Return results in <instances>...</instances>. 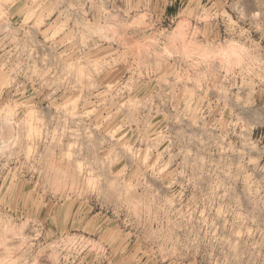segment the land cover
<instances>
[{
    "label": "rangeland",
    "instance_id": "rangeland-1",
    "mask_svg": "<svg viewBox=\"0 0 264 264\" xmlns=\"http://www.w3.org/2000/svg\"><path fill=\"white\" fill-rule=\"evenodd\" d=\"M179 3L153 0V8L163 19ZM31 5L0 8L4 51L16 36L28 49L27 64L47 73L29 84L35 111L21 125L32 157L26 164L22 155L0 174L9 192V169H20L10 195L21 209L35 201L43 222L39 239L32 240L33 225L23 230L32 242L28 264H264V94L213 90L198 112L187 110L175 74L186 64L148 48L140 29L121 27L137 16L125 0H105L107 20L94 12L85 18L63 0L39 28L35 19L25 24ZM241 7L247 11L249 0ZM190 10L183 0L181 13ZM66 19L78 33L73 44L47 40L43 33ZM85 19L94 29L115 25L117 39L92 36L82 48L87 30L75 26ZM94 61L97 69L89 66ZM25 118L0 116V147ZM16 258L0 248V264Z\"/></svg>",
    "mask_w": 264,
    "mask_h": 264
},
{
    "label": "clouds",
    "instance_id": "clouds-1",
    "mask_svg": "<svg viewBox=\"0 0 264 264\" xmlns=\"http://www.w3.org/2000/svg\"><path fill=\"white\" fill-rule=\"evenodd\" d=\"M14 2L18 0H0V8L10 10ZM62 2L63 0H43L37 5L36 0H32L33 10L28 12L25 24L35 19L32 27L39 28L43 24L45 13L50 16ZM104 2L105 0H73V6L84 12L85 18L89 12H94L98 20L112 19L111 13L104 8ZM125 3L128 13L135 11L137 16L133 23H125L121 27L140 29L145 34L143 43L148 48L161 51L169 59L180 58L186 64L183 75L175 74L179 76L177 82L183 83V89L177 94L178 103L183 104L187 110L198 112L204 106L208 93L213 90L231 93L232 88H248L251 93L259 91L264 94V0H249L247 11L241 7V0H210L211 7L204 4L203 0H190L191 10L186 13L180 11L183 8V0H180L177 7L169 9L167 17L163 19L153 8V0H125ZM85 9L88 11H84ZM4 22L7 23V20ZM75 28L87 30L79 35L82 48L88 47V40L92 36H100L105 40L117 39L115 25L94 29L91 22L85 19L82 25L77 23ZM3 31L7 32L8 29L4 28ZM254 33L257 34L256 39H253ZM77 34L68 29L67 19L57 29L49 28L43 33L47 40L64 44H73ZM25 35L30 33L25 31ZM57 37H60L59 41ZM10 42L15 47L5 52L7 45L0 40V116L7 119L12 114L24 112L26 118L16 124L11 139L3 138V146L0 147V174L13 161L19 163L22 155L25 156L26 164L32 157V152L24 146V140L30 138L24 137L21 125L27 123V117L35 111L32 103L34 94H28L29 84L33 83V77L38 81L47 75H42L34 66L27 64L30 58L27 55L28 49L17 43L16 36ZM189 50L191 55H188ZM105 61L114 63L115 58L112 61L105 58ZM89 66L93 69L98 67L95 61ZM22 75L26 77L23 82L19 79ZM236 99L239 102L244 98L237 94ZM224 111L227 112V105L224 106ZM19 170L9 169L13 181L9 192H3L0 188V248L17 257L10 259L8 264H28L25 257L32 248V242L23 239L24 228L34 226L36 236L32 240L39 239L42 234L43 222L35 211V201H32L31 207L25 202L21 209L20 204L10 195ZM43 179L41 174V181ZM15 240H20L21 243L9 248Z\"/></svg>",
    "mask_w": 264,
    "mask_h": 264
},
{
    "label": "bare ground",
    "instance_id": "bare-ground-1",
    "mask_svg": "<svg viewBox=\"0 0 264 264\" xmlns=\"http://www.w3.org/2000/svg\"><path fill=\"white\" fill-rule=\"evenodd\" d=\"M246 188H247V187H246ZM246 188H245V191H246V190L249 191L250 188H249V189H248V188L246 189ZM248 194H249V193H248ZM249 197H250V195H249ZM254 202H255V201H254ZM257 202H258V201H257ZM258 203H259V202H258ZM252 204H253V203H252ZM253 207H255V206H253ZM257 209H258V207H257ZM255 210H256V209H255ZM219 218H220V217H219ZM239 218H240V217H239ZM238 220H239V219H238ZM240 220H241V219H240ZM243 220H244V219H243ZM259 221H260V220H259ZM241 222H242V221H241ZM256 222H257V221H256ZM256 222H255V223H256ZM242 223H243V222H242ZM260 223H261V222H260ZM257 224H258V223H257ZM262 225H263V224H262ZM258 226H259V225H258ZM233 235H234V233H233ZM229 236H230V235H229ZM234 236H238V235L235 234ZM232 237H233V236H232ZM223 239L225 240V238H223ZM229 239H230V238H229ZM225 241L227 242L228 240H225ZM234 241H236V238H235ZM234 241H233V242H234ZM239 241H240V240H239ZM229 242H230V240H229ZM233 242L231 241V243H232L231 246H233ZM223 243L225 244V242H223ZM227 243H228V242H227ZM229 244H230V243H229ZM229 244H228V246H229ZM238 247H239V246H238ZM238 247H237V248H238ZM231 248H232V247H230V249H231ZM231 250H232V249H231ZM231 250H230V251H231ZM235 250H236V249H235ZM236 251H238V250H236ZM230 253H231V252H230ZM240 253H241V252H240ZM235 254H237V253H235ZM238 254H239V252H238ZM234 257H235V256H234ZM234 257H233V258H234ZM240 257H241V256H240ZM231 258H232V255H231L230 259H231ZM237 258H239V256H238ZM240 260H241V259H240ZM240 260H237V261H240ZM237 261H236V262H237ZM234 262H235V260H234ZM232 264H233V263H232Z\"/></svg>",
    "mask_w": 264,
    "mask_h": 264
}]
</instances>
